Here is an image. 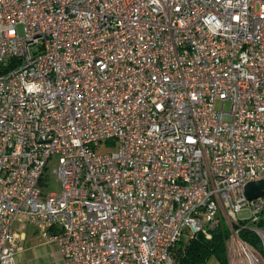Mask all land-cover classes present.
<instances>
[{
    "label": "built area",
    "instance_id": "built-area-1",
    "mask_svg": "<svg viewBox=\"0 0 264 264\" xmlns=\"http://www.w3.org/2000/svg\"><path fill=\"white\" fill-rule=\"evenodd\" d=\"M259 179L264 0H0V264L24 222L63 264H173L219 225L264 264Z\"/></svg>",
    "mask_w": 264,
    "mask_h": 264
},
{
    "label": "trees",
    "instance_id": "trees-1",
    "mask_svg": "<svg viewBox=\"0 0 264 264\" xmlns=\"http://www.w3.org/2000/svg\"><path fill=\"white\" fill-rule=\"evenodd\" d=\"M228 235L227 226L219 225L208 228L206 232H199L194 237L181 239L172 249L173 264H228L225 248ZM239 236L260 250V240L253 231L248 228L241 229Z\"/></svg>",
    "mask_w": 264,
    "mask_h": 264
},
{
    "label": "rangeland",
    "instance_id": "rangeland-1",
    "mask_svg": "<svg viewBox=\"0 0 264 264\" xmlns=\"http://www.w3.org/2000/svg\"><path fill=\"white\" fill-rule=\"evenodd\" d=\"M225 108L227 109L228 105H226ZM55 165V161H52L49 164V179L46 184L47 191H58L60 189V182L57 179V176L51 172ZM246 215L247 212L242 211L238 214V217ZM17 225L18 223H14L13 226L16 227ZM24 230L28 235L26 240L23 241L21 251L16 254L15 264H63L54 244L48 243L30 226L24 227ZM183 238L185 239V236H183ZM178 244L179 242L177 245ZM210 264L216 263L211 262Z\"/></svg>",
    "mask_w": 264,
    "mask_h": 264
},
{
    "label": "water",
    "instance_id": "water-1",
    "mask_svg": "<svg viewBox=\"0 0 264 264\" xmlns=\"http://www.w3.org/2000/svg\"><path fill=\"white\" fill-rule=\"evenodd\" d=\"M244 192L248 199L264 195V179L249 181L244 186ZM264 220V217H262Z\"/></svg>",
    "mask_w": 264,
    "mask_h": 264
},
{
    "label": "crops",
    "instance_id": "crops-1",
    "mask_svg": "<svg viewBox=\"0 0 264 264\" xmlns=\"http://www.w3.org/2000/svg\"><path fill=\"white\" fill-rule=\"evenodd\" d=\"M15 223H16V222H15ZM27 226L32 227L33 230L36 231V229H35L32 225H30V224L24 222V227H27ZM17 227H19V226L17 225L15 229H18ZM24 227L21 228V229H22L21 232L24 234V238H25L24 241H25L26 238H27V235H28V234L25 232ZM182 240H183V239H182Z\"/></svg>",
    "mask_w": 264,
    "mask_h": 264
}]
</instances>
